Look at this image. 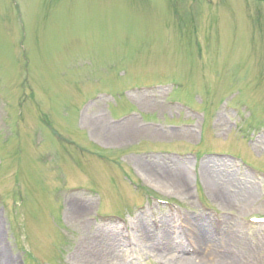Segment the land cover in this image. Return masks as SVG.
<instances>
[{"label": "rangeland", "instance_id": "obj_1", "mask_svg": "<svg viewBox=\"0 0 264 264\" xmlns=\"http://www.w3.org/2000/svg\"><path fill=\"white\" fill-rule=\"evenodd\" d=\"M169 100L200 112L202 119H190L195 131L138 128L146 121L183 124L190 116ZM121 114H130L125 124L133 130L148 131L100 138L97 127L105 134L114 127L108 119ZM229 122H239L238 129H227ZM176 133L191 138L181 142ZM141 151L165 154L151 165L169 172L207 166L200 191L187 171L186 182L180 173L187 195L146 181L133 165ZM214 156L264 177V3L0 0V247L11 264H179L177 256L190 257L189 264L200 257L199 264H264V225L246 222L264 216V186L237 164L214 163ZM205 170L229 202L207 194ZM142 184L184 202L186 237L155 203L153 217L142 218L149 236L137 226L131 247L119 242L118 227L88 221L93 211L134 219L149 204L145 190H135ZM200 194L213 208L210 217L194 204ZM81 203L86 207L76 218L72 206ZM194 228L208 236L201 246L191 238ZM188 241L196 256L184 253Z\"/></svg>", "mask_w": 264, "mask_h": 264}, {"label": "bare ground", "instance_id": "obj_2", "mask_svg": "<svg viewBox=\"0 0 264 264\" xmlns=\"http://www.w3.org/2000/svg\"><path fill=\"white\" fill-rule=\"evenodd\" d=\"M101 127H97V130L100 134V138H106V139H117V140H121V139H128L130 137H132L135 134H138L140 132H146L148 130H143V131H137L136 129L133 130L131 126H114L112 128H109L107 130V132L105 134H102L100 131ZM177 134V133H176ZM156 135H161V134H156ZM180 136L179 140L181 142H185L187 140H189L191 138V136L188 133H183V134H177ZM157 137V136H156ZM210 143V142H209ZM236 148H238L239 150H242L241 147L236 146ZM136 166L138 169H140L144 175V178L146 181H148L151 184L157 185L158 187L161 186L163 189H166L168 191H170L169 194H173V195H187L189 190L187 188V186L185 185L184 182H181L180 180V173L183 174V179L186 177L183 173V171L180 168H177L174 171H167L164 168H159L158 171L156 173H154L153 168L151 166H147L145 164H143L142 162H136ZM204 180H205V189L207 191V194L209 196H211L212 198L215 196H219L221 199L226 200L227 202H229V198L228 195H224L222 193V189L221 187H219L216 182L213 180L211 173H209L207 170L204 171L203 174ZM85 204H78V205H74L72 206V215L75 216L76 218L80 217V215L83 213L84 209H85ZM192 221H196V220H192ZM165 224L167 223V221H164ZM141 230L143 233L144 237H148V229L146 228V226L141 225ZM199 229L196 228L191 230V238H193L198 244L202 245L201 243L206 242L204 241V237L207 238L208 236L203 232L202 230L198 231ZM165 248V247H164ZM171 249V248H170ZM165 250V249H164ZM178 250V249H177ZM156 255L159 256L161 255V251H159L158 249L156 250ZM111 257L113 259H117V257L112 256ZM180 259L179 264H189L190 262V257H179ZM108 258L109 260H112ZM219 259H221L220 257H217ZM203 261V258L200 257L199 261L197 262V264L201 263ZM220 263V261H218ZM218 262H216V264H218ZM0 264H11L10 259H8L4 254L3 251L0 247ZM234 264H240V263H234Z\"/></svg>", "mask_w": 264, "mask_h": 264}]
</instances>
